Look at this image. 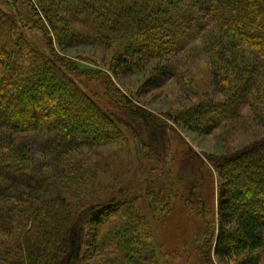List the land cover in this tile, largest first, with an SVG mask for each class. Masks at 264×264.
<instances>
[{
  "label": "trees",
  "instance_id": "trees-1",
  "mask_svg": "<svg viewBox=\"0 0 264 264\" xmlns=\"http://www.w3.org/2000/svg\"><path fill=\"white\" fill-rule=\"evenodd\" d=\"M36 1L41 13L33 11L52 33V37L46 33L47 52L31 40L29 28L10 11L12 0H0V264H81L87 249L95 252L93 264H160L162 256L147 243L149 227L130 202L116 203L111 198L108 204L87 206L68 201L58 188L78 184L56 177L52 164L28 162L26 145L14 146L15 135L32 133L38 150L58 165L60 157L79 148L115 143L121 128L136 135L140 127L151 129L148 133L157 148L163 128L170 125L122 95L104 93L106 99H118L121 114L102 108L73 79L74 74L90 75L87 71L92 70L77 64L70 68L55 58L53 40L60 51L82 45L115 47L119 55L111 69L121 72L129 70V65L143 69L152 60L172 63L166 58L183 52L188 42L209 28L217 34L214 58L223 60L228 55L234 65L222 63L237 70L233 75L237 84L228 89L226 102L194 107L174 122L207 134L222 122L233 121V104L236 108L250 99L259 100L264 89V83H258L264 79V0ZM67 13L70 19H64ZM205 44L204 50L210 45L212 51V41ZM15 48L20 50L14 53ZM55 88L61 101L71 96L79 102L76 111L60 113V121H52L53 109L43 99L46 91L52 93ZM80 113L97 120L99 127L91 137L65 126ZM209 161L217 178L211 230L215 224L216 228L213 243L205 245L203 261L213 264L212 250L226 264H264V138ZM91 238L92 248L87 246Z\"/></svg>",
  "mask_w": 264,
  "mask_h": 264
},
{
  "label": "rangeland",
  "instance_id": "rangeland-1",
  "mask_svg": "<svg viewBox=\"0 0 264 264\" xmlns=\"http://www.w3.org/2000/svg\"><path fill=\"white\" fill-rule=\"evenodd\" d=\"M12 4L14 8L10 11L16 12L24 26L29 28L27 35L47 52L46 33L51 37L52 33L46 24L38 21L35 12L40 14L41 11L37 9V1L12 0ZM64 16V19H70L72 15L67 13ZM72 29L82 30L79 27ZM212 30L209 28L201 37L188 42L180 54L166 58L172 63L152 60L143 69L129 65V70L121 72L111 69L119 53L115 47L110 50L82 45L60 51L53 40L55 58L70 68L77 64L92 70L87 71L90 75L74 74L73 79L102 108L115 115L121 114L115 102L118 99H106L104 93L113 97L118 94L129 97L138 108L170 125V129L163 128L157 148L149 134L151 129L138 127L141 133L136 135L121 128L115 143L79 148L67 157H60L58 165L54 158L38 150L37 137L32 133L15 135L14 146L22 148L26 145L24 155L28 156V162L35 166L52 164L56 177L73 179L78 184L77 188H58L68 201L75 204L82 201L87 206L98 202L105 205L111 198H116V203L130 202L133 211L149 227L151 239L147 243L162 256L160 264H205L203 252L209 241L213 243L211 237L216 224L211 230V223L213 214L216 219L217 204V178L209 160L231 155L264 138V89H260L259 100L250 99L247 104H238L236 108L233 104L234 120L222 122L207 134L190 131L183 124L174 122L176 117L194 107L224 101L230 93L228 89L234 88L233 83L237 84L233 78L237 70H233L234 63L228 55L223 60L232 66H224L222 59L217 61L214 58L212 52L216 46L213 42L217 34H212ZM211 41L212 51L210 45L204 50L203 45ZM18 50L20 48H15L14 53ZM240 64V61L236 63ZM172 73L177 77L172 78ZM148 80L151 81L147 86ZM259 82L264 83V79H258ZM59 94L60 90L55 88L52 93L46 91L43 98L53 109L52 121L62 120L60 113L70 114L79 105L71 96L69 101H61ZM65 126L69 130L76 129L83 137H91L92 130L99 127L91 115L85 117L81 113ZM87 244L90 248L95 245L92 238ZM94 257L95 252L87 249V257L81 264H93ZM210 261L226 264L213 255L212 250Z\"/></svg>",
  "mask_w": 264,
  "mask_h": 264
}]
</instances>
